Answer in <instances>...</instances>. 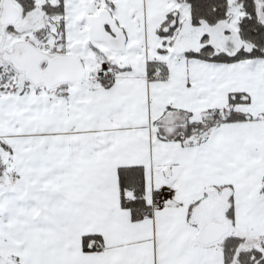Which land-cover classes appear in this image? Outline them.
<instances>
[{
	"label": "snow or ice",
	"instance_id": "6c2138e0",
	"mask_svg": "<svg viewBox=\"0 0 264 264\" xmlns=\"http://www.w3.org/2000/svg\"><path fill=\"white\" fill-rule=\"evenodd\" d=\"M0 264H264V0H0Z\"/></svg>",
	"mask_w": 264,
	"mask_h": 264
}]
</instances>
